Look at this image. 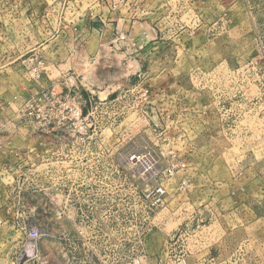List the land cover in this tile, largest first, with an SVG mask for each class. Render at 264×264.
Here are the masks:
<instances>
[{"label": "rangeland", "instance_id": "obj_1", "mask_svg": "<svg viewBox=\"0 0 264 264\" xmlns=\"http://www.w3.org/2000/svg\"><path fill=\"white\" fill-rule=\"evenodd\" d=\"M22 1L0 0V106L8 108L0 114V124H32L43 141V132L21 117L25 99L11 86L9 70L4 73L3 67L5 62L24 61L26 68L36 57L28 59L22 47L39 42L37 30L24 31L23 21L15 25L8 19L23 11ZM32 1L37 9L39 0ZM74 8L70 3L65 10V24H72ZM188 8V15L181 11L180 17L166 20L174 31L187 29L185 36L176 38L183 45L149 51L152 57L148 51L141 53L143 64L129 69L130 74L140 69L135 75L148 76L151 81L146 85L157 93L151 102L159 101L160 112L150 116L159 124L155 135L137 114L116 116L115 121L111 117L110 123H116L112 130L97 133L88 147H73L71 155L85 159L77 164L58 163V145V149L71 147L72 139L57 131H50V142L58 143L57 147H29L26 151L34 156L30 161L19 160L25 148L18 144V135L11 147H6L7 142L5 147L0 145L2 155L8 151L15 158L6 169L8 175L0 168L1 175L5 174L0 184L5 190L0 189V222L4 223L0 264H174L165 257V234L184 222L190 206L193 216L204 222L202 206H231L228 195L243 183L238 174L245 177L253 164L252 174L260 172L257 164L264 160V0H192ZM180 9L184 11L185 6ZM87 41L81 32L66 33L63 38L72 49ZM93 45L89 42L90 51ZM74 51L84 56L80 49ZM103 58L100 56L101 66L93 67L86 58L76 65L79 76L72 87L77 86L79 93L71 95V100L82 110L89 107L83 93L89 92L91 79L97 78L101 84L109 77ZM170 61L175 65H168ZM27 77L33 81L29 74ZM166 91L175 96L168 98L163 94ZM164 109L171 111L168 119ZM4 139L0 131V140ZM134 145L150 149L157 158L152 176H133L130 166L120 162ZM40 156L52 158L54 164L40 167L35 161ZM97 156L98 163L92 160ZM220 184L223 189L218 191ZM253 186L263 184L249 185L257 189ZM158 188L164 190L163 195L155 193ZM260 196L257 190L255 198ZM241 203H246L245 198L241 197ZM145 206H159L155 221L168 222L165 230L153 229L146 241L140 238ZM208 212L217 220L216 211ZM261 227L256 225V234H263ZM216 228L208 234L216 235ZM205 237L187 243L188 251L197 257L196 264H216L214 258L205 261ZM182 247L186 249L181 246L176 251L184 250Z\"/></svg>", "mask_w": 264, "mask_h": 264}, {"label": "crops", "instance_id": "obj_2", "mask_svg": "<svg viewBox=\"0 0 264 264\" xmlns=\"http://www.w3.org/2000/svg\"><path fill=\"white\" fill-rule=\"evenodd\" d=\"M112 1L117 2L118 0H107L104 4H100L96 0H39L40 5L37 9L33 6L32 0L22 1L25 5L23 11H16V13L9 15L8 19H11L14 24L23 21L24 31L37 30L40 36L39 42L34 45L24 44L22 49L28 59L40 54L46 61V70L39 79L32 81L27 77L28 73H26L27 68H25L26 63L24 61L17 64L14 61L3 64V67H5L4 73L9 70L7 73L8 81L11 86L14 84L13 87L20 98L27 99L30 95L43 91L77 96L79 90H77V86L72 87V83L76 82L79 76L76 73V65L81 64L79 60L86 58L89 63L93 64V67L101 66L100 56L103 55L102 62L104 67L109 70V77L106 76L101 84L97 78L91 79V85L88 88L89 92L83 93L88 99L87 104L89 107L86 111L82 110V112L84 115L94 113L96 120L104 119L105 121L104 116L99 114V108L106 107V113H108L109 117L112 115V110L110 109L121 108L122 102L118 100L116 102L115 98L131 82L134 83L136 81L135 74L140 72V69H137L133 74H130L129 69L136 65L140 67L143 64L139 60L141 53L148 51L147 54L152 57L154 54L152 55L149 51L159 50L162 47L166 48L165 45L168 47L176 44L183 45L177 42L176 38L180 40L181 36H185L187 29L180 28L181 31H174L172 27L166 25V20L180 17L181 11L182 14L187 12L186 15H188L190 12L188 7L192 5V0H171L170 4H172V7L167 9L162 6V0H122L126 2L125 5L122 4L115 11L110 8ZM70 3L75 7L71 14L73 16L71 25L65 24L64 19L65 10L68 9ZM85 3H87L86 7L84 6ZM182 4L185 6L184 11L180 9ZM65 5H67L66 8L64 7ZM175 5L176 7L179 6V8L175 9ZM186 15L182 16V18ZM70 32L73 34L81 32L85 36V40H88L85 46H80L79 44L76 45L79 48L75 47L72 49V45H65L63 43L64 35ZM91 41L94 43L92 47L90 46L92 51L89 50V42ZM75 49H80L81 52H84V56L81 53L77 54L74 51ZM110 52L113 54H109ZM149 62L153 66L159 65L158 62ZM171 64L175 65V61L168 62V65ZM145 77L146 80L149 78L148 76ZM149 81L151 80H147L146 83ZM150 87L155 89L151 85ZM176 87L178 86L176 85ZM159 89L164 91L168 87L166 89L160 87ZM103 100L106 103H101ZM112 102L116 104L111 106ZM7 111L8 108L0 106V114ZM107 122L105 121L104 124ZM107 129L112 130L113 128L105 126L101 130L100 135ZM0 131L5 134L6 139L4 141L0 140V145L4 147L6 142L8 144L6 147H11L13 137L18 135V144L25 148V153L20 156L19 160L22 158L24 161H30L34 157L30 151H26L29 147L47 149L58 145V143L55 145V143L50 142V134L52 133L50 131H57L55 129L42 131L43 141L37 135V130L29 123H1ZM57 134H62V132L57 131ZM2 152L4 151L0 148V168L8 175L9 170L6 169L12 163L11 160H15V158L8 151L3 155L1 154ZM44 157L40 156V159L35 160L36 163H40V167L54 164L52 158L49 157L44 160ZM19 160L17 159L16 161ZM257 165L261 169L258 174H252L255 171L254 164L249 167V171L245 172V177L241 176L243 173L238 174V181L243 183L241 188H233L230 195H228L232 197L231 206H216L215 208L213 206H210V208L209 206H202L204 224H210L208 225L209 229L217 227L216 235L212 236L207 234V232V236L202 239L203 243L207 245V250L204 252L205 261L209 257L214 258L216 261L224 260L228 258L230 252L242 246L244 252L247 253V257L244 259L245 262L247 261L249 264H264V160L259 161ZM5 174L1 175L0 172V184L4 180ZM237 179L233 178L235 182ZM231 182L233 181L229 182L230 185ZM254 182L263 184V187L253 186L257 187V189L252 190L249 185ZM220 186L217 188L218 191L223 189V185L220 184ZM0 189H3V192L5 191L4 186L0 185ZM257 190L261 195L258 199L255 198ZM228 196L226 195V197ZM241 197L245 198L246 203H241ZM167 208L168 210H173L169 206ZM190 208L192 210L189 209L188 217L196 218L192 214V212H195L194 207L190 206ZM211 209L217 212V220L213 219L214 217L211 218L212 214H208ZM214 220L215 222H213ZM156 223V229L162 228V230H165L168 222L164 220ZM215 223L216 225H213ZM3 224L1 225L0 222V228ZM259 224L262 226L263 234H256L255 232L256 225ZM150 238L151 234L149 233L145 241ZM187 260L188 264H196L197 257L192 254L187 257Z\"/></svg>", "mask_w": 264, "mask_h": 264}, {"label": "built area", "instance_id": "obj_3", "mask_svg": "<svg viewBox=\"0 0 264 264\" xmlns=\"http://www.w3.org/2000/svg\"><path fill=\"white\" fill-rule=\"evenodd\" d=\"M100 4H104L107 0H96ZM123 2V3H122ZM171 0H162V6L167 8L172 7L170 4ZM126 2L118 0L117 2L112 1L110 8L112 11L117 10L122 4L125 5ZM144 10V9H143ZM28 74L33 80H37L45 72L46 63L42 57L36 56L34 59L29 60L28 66H26ZM146 78H142L141 75L136 76V81L131 82L127 88H124L121 93L115 98L122 102L121 108H114L112 110V121H115L117 117L124 116L128 114H137L138 118L143 120L146 123L148 131L152 135H155L159 129V124H156L150 116L158 114L160 111L158 109V102H151L155 98V93L150 86L146 85ZM168 98H173L174 93L166 92ZM106 103V102H104ZM116 104L112 102L111 106ZM108 106V105H107ZM109 110V112H110ZM106 107L99 108V114L104 116L105 121H108L104 124V119H95L94 113L84 115L82 109L73 103L71 100V95L69 94H55L50 91H43L40 93H35L30 95L27 99L24 100L22 109L20 110V115L25 120L33 122L37 129L40 131H46L55 129L61 131L62 134L68 136L71 140L72 146H67L65 148L60 147L57 149V159L58 163L62 164L64 162H75L80 163L84 161V158L74 157L71 155V151L75 146L82 145L88 147L92 138L101 133V130L106 127H114L116 123H110V118L108 113H106ZM162 112L166 113V118L171 113L168 109H164ZM117 116V117H116ZM135 148L126 154L123 158L120 159V162H124L127 166L133 170V176L139 178H147L154 174L155 169L157 168V158L152 154L150 149L141 148L139 149L136 145ZM152 146V145H151ZM151 146L149 148H151ZM61 150L59 153L58 151ZM74 158H73V157ZM95 162H99L98 156L92 158ZM158 196L164 194L162 188L156 189L155 192ZM146 207V216L143 218L141 227L143 235L140 236L142 240L146 239V236L153 230L157 228V223L155 221V213L159 206H145ZM153 214V215H152ZM194 215V212H192ZM210 229L208 226L204 225L202 220H197L195 217H187L182 224L169 232L166 235V250L165 257L166 260L170 263L171 260H174V264H188L187 257L192 255L189 252V247L187 243H194L198 240L201 241V236H207V232ZM207 233V234H206ZM182 247L184 250L179 252L176 251L178 247ZM245 257L247 253L244 252V248L237 247L235 250L230 252L228 258L224 260L217 261L216 264H249L245 262ZM212 257L208 258V261H213Z\"/></svg>", "mask_w": 264, "mask_h": 264}]
</instances>
